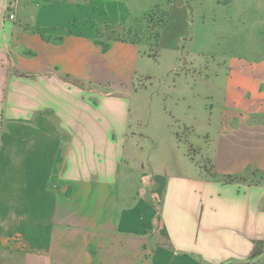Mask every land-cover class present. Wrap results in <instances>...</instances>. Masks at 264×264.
<instances>
[{
    "label": "crops",
    "instance_id": "obj_1",
    "mask_svg": "<svg viewBox=\"0 0 264 264\" xmlns=\"http://www.w3.org/2000/svg\"><path fill=\"white\" fill-rule=\"evenodd\" d=\"M42 1L28 30L32 0H0V264H252L264 255V58L238 57L222 99L186 125L216 176L239 180L211 179L190 160L197 172L165 176L157 228L143 231V180L119 169L131 85L147 56L127 42L98 44L90 0ZM186 1L166 5L176 38L193 15ZM61 5L85 11L80 31L68 27L73 15L56 21L49 9ZM166 35L159 49L177 52Z\"/></svg>",
    "mask_w": 264,
    "mask_h": 264
},
{
    "label": "rangeland",
    "instance_id": "obj_2",
    "mask_svg": "<svg viewBox=\"0 0 264 264\" xmlns=\"http://www.w3.org/2000/svg\"><path fill=\"white\" fill-rule=\"evenodd\" d=\"M90 1L94 8L89 13L91 23L97 28L104 25L114 29L118 27V36L122 34V29L143 27L144 23L139 24L135 20L142 10L148 13L155 6L135 10L131 0ZM224 2L227 3H223L226 8L217 6L215 0H203L205 7L201 10L194 2L186 1L193 15L189 26H185V33L176 38L170 30L167 33L166 24L162 30L167 34L168 46H177V52L160 48L153 59L156 55L153 48L148 50L145 45H140L142 53L147 56L144 64H147L148 70L146 75L136 76L131 85L130 117L119 173H124L125 169L130 179L143 180L139 194L142 209L138 212L142 216L143 231L157 228L160 202L165 192L162 182L168 173L176 170L197 172L189 156L194 163L206 168L209 166L207 146L203 144V139L194 138L186 127L187 123L196 118L198 124L203 119L202 107L208 108L212 99L213 102L222 99L228 68L237 69L238 57L255 58L256 61L264 58V0ZM43 5L47 6L42 0H32L28 8L32 13L27 19L22 17L25 19L21 21L22 27L33 25L32 15L36 18ZM156 5L164 8L166 3L159 0ZM247 5L249 10L245 11ZM68 9L61 5L53 6L49 11H57L56 21L66 22L68 16L73 15L77 21L72 18L73 23L68 27L80 31L85 11L82 8ZM129 10L135 12L130 15ZM11 13L14 14V10ZM202 13L206 16L203 22L198 18ZM219 15L222 17L219 18ZM230 17L231 21H226ZM118 20L120 25H114ZM250 25L251 28L248 27ZM155 26H152L153 32L157 31ZM176 29L179 27L176 26ZM187 106H190L191 112H188ZM254 257L252 264H264V255L257 251Z\"/></svg>",
    "mask_w": 264,
    "mask_h": 264
},
{
    "label": "trees",
    "instance_id": "obj_3",
    "mask_svg": "<svg viewBox=\"0 0 264 264\" xmlns=\"http://www.w3.org/2000/svg\"><path fill=\"white\" fill-rule=\"evenodd\" d=\"M164 1L166 5H168L171 0H164ZM166 5L164 6V8H162L160 5H155L148 13L143 12L141 16H139V18L135 20V22L139 24L144 23L145 25L143 27H137V28L128 27L127 29H122L120 31L122 32V34L120 35L121 37L118 36V32L116 30L118 27L114 29L112 26L104 25L101 28H97L95 27V24L93 23L94 24L93 25L94 35H95V38L98 39V44L104 47L108 42H112V41L127 42L132 45H136L138 47H140V45L143 44L146 46L148 50L153 48V50L156 52V55L153 57V59H155L157 56V52L159 50L158 41L160 38V34L167 20L168 12H167ZM8 11L11 12L10 9ZM147 16L148 18L146 19ZM153 25H156L155 28L157 29V31L155 32H153V27H152ZM23 28L28 29V30L31 29L30 26H25ZM141 38H145V39H141ZM149 58H152V57H149ZM177 140L179 141L178 137H177ZM188 148H190V146H188ZM190 160L194 162L192 158H190ZM194 164L198 166V168L202 170L207 175V177L211 179H218V180H221V182L223 183H232L234 181L239 180V178L233 177V176H224L222 178H218L213 171L214 170L213 164L211 160L209 159H208L209 166L207 168L202 167L201 165H198L196 163ZM257 173L258 172H256L255 174ZM261 178H263V176H261Z\"/></svg>",
    "mask_w": 264,
    "mask_h": 264
},
{
    "label": "built area",
    "instance_id": "obj_4",
    "mask_svg": "<svg viewBox=\"0 0 264 264\" xmlns=\"http://www.w3.org/2000/svg\"><path fill=\"white\" fill-rule=\"evenodd\" d=\"M8 18H9L10 20L14 19V14L10 12V14L8 15Z\"/></svg>",
    "mask_w": 264,
    "mask_h": 264
}]
</instances>
